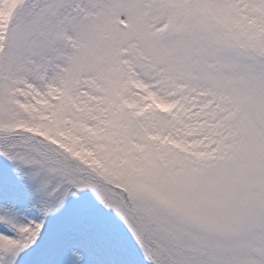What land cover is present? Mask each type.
Here are the masks:
<instances>
[{"label": "snow or ice", "instance_id": "1", "mask_svg": "<svg viewBox=\"0 0 264 264\" xmlns=\"http://www.w3.org/2000/svg\"><path fill=\"white\" fill-rule=\"evenodd\" d=\"M0 264H264V0H0Z\"/></svg>", "mask_w": 264, "mask_h": 264}]
</instances>
